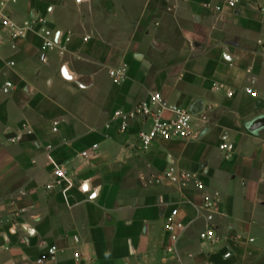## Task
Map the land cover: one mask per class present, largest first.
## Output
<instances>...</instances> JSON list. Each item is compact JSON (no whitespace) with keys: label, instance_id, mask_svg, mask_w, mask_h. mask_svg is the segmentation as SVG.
Wrapping results in <instances>:
<instances>
[{"label":"crops","instance_id":"0c3cea01","mask_svg":"<svg viewBox=\"0 0 264 264\" xmlns=\"http://www.w3.org/2000/svg\"><path fill=\"white\" fill-rule=\"evenodd\" d=\"M60 1L21 0L11 15L20 26L32 15L47 18L54 31L71 37L64 55L44 53L34 33L15 50L8 40L0 44V264H35L48 246L60 249L58 264H75L77 251L93 264H239L225 240H200L204 222L196 207L219 193L224 221L264 242V129L248 131L264 118V0H243L236 9L226 0H149L133 58L96 40L86 43L80 9L76 26L66 25ZM217 6L224 8L217 12ZM124 64L127 78L105 92L102 74L112 78L110 71ZM251 79L255 95L244 92ZM8 81L17 88L5 94ZM59 85L76 91L62 94ZM154 93L184 109L203 107L195 139L142 152L134 130H106L116 110H130ZM87 96L102 122L85 114ZM54 121L61 123L57 134ZM23 124L35 136L12 144ZM225 135L235 147L230 159L219 148ZM84 151H90L86 158ZM170 165L200 174L205 190L150 182ZM60 167L68 180L49 191ZM176 207L187 228L177 252L168 254L166 218Z\"/></svg>","mask_w":264,"mask_h":264},{"label":"built area","instance_id":"2783aa9c","mask_svg":"<svg viewBox=\"0 0 264 264\" xmlns=\"http://www.w3.org/2000/svg\"><path fill=\"white\" fill-rule=\"evenodd\" d=\"M20 0H0V44L8 40L12 44V48H17L16 42L24 40L29 34L34 33L42 39V50L44 53L50 54L59 52L65 54V45L71 40L70 36L62 37L58 32L54 31L47 19L40 15H32L30 20L23 26L18 25L12 18L11 10ZM242 4V0H226L225 6L229 9H236ZM206 7H209L207 5ZM224 6H217V12H221ZM264 14V9H262ZM8 67H14L15 63L10 62ZM248 73H251L248 71ZM128 68L126 65L114 69L110 72L111 77L116 84H120L127 78ZM256 81L250 80V84L244 88V92L248 95H255L254 85ZM218 90L223 89L221 85H214ZM16 85L8 81L5 83L3 92L9 94L16 90ZM228 95L233 96L232 92ZM202 120L204 116L201 114ZM197 115L191 110L181 108L177 105L170 104L162 94L154 93L143 101L139 102L130 110H116L111 120L106 123V130L110 131L116 128L121 135H128L133 130L138 142L140 151L148 152L155 144L159 142L169 143L174 141H188L195 139L196 132L194 124ZM61 123L54 121L52 124V133L57 134L60 131ZM35 136V132L28 124H23L16 135L10 140L12 144L22 143ZM98 144L92 146L91 150L98 149ZM220 151L225 153L226 159H230L234 153L235 147L229 140L227 135L222 137ZM53 146L48 145L46 150L51 151ZM90 155V151H84L81 156L86 158ZM68 180V173L62 167L54 172V180L47 186L49 191L60 187ZM152 184L165 185L168 187L183 190L189 187L202 192L205 190V184L200 174L184 170L178 166L170 165V168L161 174L154 175L151 180ZM191 203V202H188ZM197 213L203 218L204 228L200 232V240L211 245L219 244L223 241V237L219 230L218 218L223 216L221 211L220 194L214 193L212 197H204L203 204L196 207ZM181 216L180 207L171 210L166 218L165 232L169 236L172 243L166 248L168 254H175L177 245L186 231L187 226L182 224L179 219ZM2 220L0 219V225ZM74 242L79 244L78 237L74 238ZM250 243L254 240L250 239ZM60 249L56 246L45 247L44 252L36 260L35 264H58ZM75 264H93L92 259L84 258L80 252L73 254Z\"/></svg>","mask_w":264,"mask_h":264},{"label":"rangeland","instance_id":"374dc122","mask_svg":"<svg viewBox=\"0 0 264 264\" xmlns=\"http://www.w3.org/2000/svg\"><path fill=\"white\" fill-rule=\"evenodd\" d=\"M59 6L62 8L64 15V19L60 18L61 23L72 27L76 26L74 19L78 16V9H80L85 32L89 33L84 39L86 43L90 42L91 39L96 40L104 46L111 45L112 49L126 51L132 58L139 52L135 43V31L145 19L146 12L149 10V0H76V3L73 0H61ZM154 22L158 26L159 22ZM106 74L103 73L101 79L103 90L109 92L116 82ZM73 88L69 89L64 85H59L62 94H74L73 90L76 91V88ZM73 96L70 97L73 98ZM84 99L82 103L85 108L84 112L88 115L91 123L102 122L103 117H99L95 101L88 96ZM215 153L216 155L219 154L217 150H215ZM231 190L233 192V189ZM235 191L234 197L238 198L236 188ZM224 217L223 214L222 217L218 218L219 230L221 234L223 233L225 245L230 246L229 249H234L233 251L238 254L239 264H264V242H260L254 234H249L247 228L239 232L234 225L224 221ZM243 232L245 233L243 234ZM261 234L263 235V233ZM248 236L254 238L255 242L248 243Z\"/></svg>","mask_w":264,"mask_h":264},{"label":"water","instance_id":"95a60500","mask_svg":"<svg viewBox=\"0 0 264 264\" xmlns=\"http://www.w3.org/2000/svg\"><path fill=\"white\" fill-rule=\"evenodd\" d=\"M225 58L228 60L227 56L225 55ZM63 75L66 79H71V76L68 74V71L66 68H63ZM196 107H199V104L196 103L194 104V106L192 107L191 111L194 115H199L200 113H202L203 111V107L200 106L199 109H196ZM264 129V118H258L255 121H253L249 127H248V131L251 134H255L261 130ZM171 161V160H170Z\"/></svg>","mask_w":264,"mask_h":264}]
</instances>
